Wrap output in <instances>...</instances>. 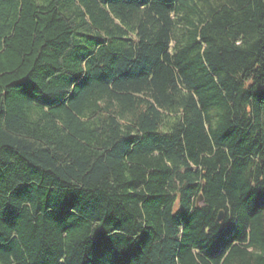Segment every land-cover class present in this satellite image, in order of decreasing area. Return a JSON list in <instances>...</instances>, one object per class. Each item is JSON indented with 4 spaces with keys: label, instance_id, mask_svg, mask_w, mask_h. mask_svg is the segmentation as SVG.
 Here are the masks:
<instances>
[{
    "label": "trees",
    "instance_id": "1",
    "mask_svg": "<svg viewBox=\"0 0 264 264\" xmlns=\"http://www.w3.org/2000/svg\"><path fill=\"white\" fill-rule=\"evenodd\" d=\"M0 264H264V0H0Z\"/></svg>",
    "mask_w": 264,
    "mask_h": 264
},
{
    "label": "water",
    "instance_id": "2",
    "mask_svg": "<svg viewBox=\"0 0 264 264\" xmlns=\"http://www.w3.org/2000/svg\"><path fill=\"white\" fill-rule=\"evenodd\" d=\"M198 201H200V198L198 199ZM220 219V218H219Z\"/></svg>",
    "mask_w": 264,
    "mask_h": 264
}]
</instances>
